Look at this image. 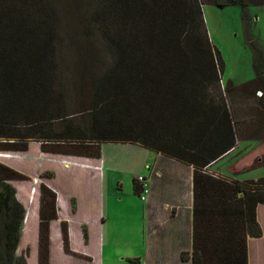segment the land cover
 Wrapping results in <instances>:
<instances>
[{
  "label": "trees",
  "instance_id": "trees-1",
  "mask_svg": "<svg viewBox=\"0 0 264 264\" xmlns=\"http://www.w3.org/2000/svg\"><path fill=\"white\" fill-rule=\"evenodd\" d=\"M91 1L84 35L105 54L82 53L73 71L59 64L58 14L50 0H0V151H25L33 140L48 153L100 158L103 144H135L192 165L196 174L228 153L243 132L251 130L241 138H264L258 134H264V47L247 12L250 3L264 0ZM205 3L241 6L253 79L222 84L223 61L206 28ZM24 179L0 162V264H27V249L17 254V248L34 199L26 213L12 184ZM131 183L141 195L138 176ZM228 184L242 193L246 231L260 237L256 207L264 204V176ZM71 207L74 212V198ZM38 217L37 264H50V222L58 208L56 192L44 182ZM60 228L63 251L93 262L71 249L66 220ZM81 230L87 243V228Z\"/></svg>",
  "mask_w": 264,
  "mask_h": 264
},
{
  "label": "crops",
  "instance_id": "crops-1",
  "mask_svg": "<svg viewBox=\"0 0 264 264\" xmlns=\"http://www.w3.org/2000/svg\"><path fill=\"white\" fill-rule=\"evenodd\" d=\"M133 146L139 147L136 150L138 162L132 172L133 177L142 174L146 188V192L141 194L144 200L141 197L140 200L143 205L142 229L147 231V235L143 252L134 257L137 261L142 264H193V255L196 253L198 264H242L245 252V264H264V204L256 207V220L261 227V236L252 237L246 231L242 193L234 194L232 187L227 185L233 180L264 176V160L263 163L258 160L256 166L253 164L257 155H264V138H238L228 153L198 170L196 174L192 165L139 145ZM75 157L78 160L72 162L83 164L81 159H88L91 162L88 165L94 163L98 171L92 165H68L85 169L89 174L87 186L83 183L87 187L83 196L76 192L75 185L78 186V183L72 177L58 180L53 176L44 181L56 192L58 208V219L50 222V264L54 248L63 251L61 220L68 222L73 251L77 249L72 243L73 220H78L81 228H87V243L83 240L82 230L76 236L84 244L90 242V224H96L100 231L104 228L102 216L106 214L108 203L102 198L100 187L96 189V182L100 183L97 178L101 174L99 165L102 162L106 164V160L102 158V151L100 158ZM112 164L117 166L116 161ZM72 197L75 199L74 212L71 207ZM20 202L27 213V203ZM84 207L93 214L82 216ZM30 218L33 220L28 224ZM28 220L23 223L19 243L24 233L30 239L38 240V203L35 204V209L31 207ZM92 260L93 264L101 261L98 258Z\"/></svg>",
  "mask_w": 264,
  "mask_h": 264
},
{
  "label": "rangeland",
  "instance_id": "rangeland-1",
  "mask_svg": "<svg viewBox=\"0 0 264 264\" xmlns=\"http://www.w3.org/2000/svg\"><path fill=\"white\" fill-rule=\"evenodd\" d=\"M50 1L58 14L57 50L61 56L59 61L61 68L76 71L81 65L79 62L80 55L83 53L85 56L90 50L94 51V48L99 52L98 54L104 56L105 53L97 48V43L90 38L87 39L83 31V25L86 22L85 17L93 7L92 1ZM201 8L210 40L219 51L223 61L222 84L224 85L229 81L233 84H240L253 79L255 74L252 67L251 52L245 42L241 6L236 4L220 6L205 3ZM247 12L252 19L253 35L264 47V4L250 3L247 6ZM255 95L259 96L258 93ZM234 98L236 101L239 100L237 95ZM248 103L251 104L252 102L249 101ZM247 110L248 107L245 111L247 112ZM250 131L243 132L241 137L244 135L248 137L246 135ZM254 134L252 131L251 135ZM258 134L264 136V134ZM136 150H139V147L133 146V144L106 143L102 145V158H105L106 164L102 162L99 165L101 174L97 178L100 183L96 182V185L98 184L96 189L100 187L102 198L108 203L106 214L102 216L104 217L103 230L100 231L96 224H90V242L84 244L80 238L76 237L81 230L78 220L72 221V243L77 247L75 251L94 259H100L98 264H142L141 261L132 260L136 255L143 252L144 239L147 235V231L142 229L143 205L140 195L134 194L131 183L132 172L136 162H138ZM0 153H13L19 156L16 158L0 157V162L25 175L26 179L12 183L16 188V196L24 204L27 203L28 205L32 198L34 199L32 204H37L39 202V184L53 176L58 180L62 177L74 178L78 183V186L75 185L76 192L82 193V196L86 194L85 189L87 187L85 185L87 186L88 179H90L88 172L85 169L68 166L62 162L78 160L75 156L42 151L40 142L33 140L29 141L25 151H0ZM109 160L116 161L117 166ZM258 160L263 163L264 155H257L253 162L254 166L258 165ZM81 161L86 165L91 163L88 159H81ZM93 164L91 165L95 167L96 165ZM94 169L98 171L97 166ZM51 174L52 176H50ZM48 176L50 177L48 178ZM34 189L36 191L33 195ZM32 204L30 203L29 206L32 207ZM86 207L82 211V216L89 215V213L93 214L91 210L88 212ZM32 220L33 218H30L27 223L30 224ZM26 249L27 253L24 255L27 264L37 263V241L30 239L24 233L18 245L17 254L26 252ZM53 251L51 264H93L84 258L67 254L59 248H54Z\"/></svg>",
  "mask_w": 264,
  "mask_h": 264
},
{
  "label": "built area",
  "instance_id": "built-area-1",
  "mask_svg": "<svg viewBox=\"0 0 264 264\" xmlns=\"http://www.w3.org/2000/svg\"><path fill=\"white\" fill-rule=\"evenodd\" d=\"M257 93H258L259 95H261V92H260V91H258ZM138 180L144 184V190H143V192H146V188H145V179L143 178V176L139 175V176H138ZM140 197H141V199L144 200V196H143V195H140Z\"/></svg>",
  "mask_w": 264,
  "mask_h": 264
}]
</instances>
